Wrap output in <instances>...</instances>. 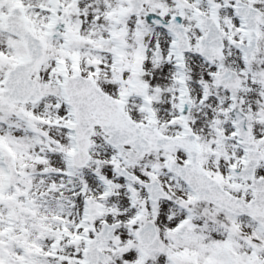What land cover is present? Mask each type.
<instances>
[{
  "label": "snow or ice",
  "instance_id": "1",
  "mask_svg": "<svg viewBox=\"0 0 264 264\" xmlns=\"http://www.w3.org/2000/svg\"><path fill=\"white\" fill-rule=\"evenodd\" d=\"M0 264H264V0H0Z\"/></svg>",
  "mask_w": 264,
  "mask_h": 264
}]
</instances>
